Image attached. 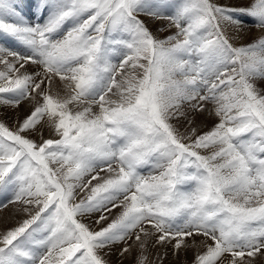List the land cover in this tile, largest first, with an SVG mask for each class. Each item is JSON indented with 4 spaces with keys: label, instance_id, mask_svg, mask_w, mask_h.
Returning a JSON list of instances; mask_svg holds the SVG:
<instances>
[{
    "label": "snow or ice",
    "instance_id": "obj_1",
    "mask_svg": "<svg viewBox=\"0 0 264 264\" xmlns=\"http://www.w3.org/2000/svg\"><path fill=\"white\" fill-rule=\"evenodd\" d=\"M4 210L0 264L264 261V0H0Z\"/></svg>",
    "mask_w": 264,
    "mask_h": 264
},
{
    "label": "bare ground",
    "instance_id": "obj_2",
    "mask_svg": "<svg viewBox=\"0 0 264 264\" xmlns=\"http://www.w3.org/2000/svg\"><path fill=\"white\" fill-rule=\"evenodd\" d=\"M156 25H153V30L155 31ZM9 115H12V113H8ZM24 114V109H21V115ZM208 124L211 123V121L207 122ZM10 215V211L9 210H4V211H0V218H4V217H8ZM112 264H119L118 261V257L116 255H112L110 257ZM190 259V257H189ZM124 264H132V260L131 258H129L128 260L124 261ZM258 264H264V261H260L258 262Z\"/></svg>",
    "mask_w": 264,
    "mask_h": 264
},
{
    "label": "rangeland",
    "instance_id": "obj_3",
    "mask_svg": "<svg viewBox=\"0 0 264 264\" xmlns=\"http://www.w3.org/2000/svg\"><path fill=\"white\" fill-rule=\"evenodd\" d=\"M210 124H211V123H210ZM210 124H209V125H210ZM204 130H207V129H204Z\"/></svg>",
    "mask_w": 264,
    "mask_h": 264
}]
</instances>
